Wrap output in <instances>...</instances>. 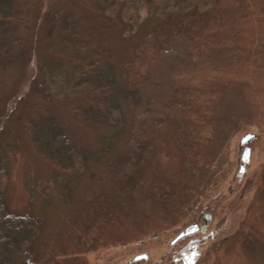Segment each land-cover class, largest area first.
<instances>
[{
    "label": "trees",
    "instance_id": "1",
    "mask_svg": "<svg viewBox=\"0 0 264 264\" xmlns=\"http://www.w3.org/2000/svg\"><path fill=\"white\" fill-rule=\"evenodd\" d=\"M129 1L77 0L78 9L64 10L51 7L52 0H0V74L35 62L36 47L44 58L39 72L48 78L30 96L25 127L49 169L50 182L41 195L47 202L64 199L69 235L83 251L102 246L107 226L143 230L153 223L161 227L151 237L154 241L172 240L235 195V143L250 132L255 110L240 84H223L202 146L200 129L189 122L193 103L183 81L203 68L241 64L264 77V41L251 50L238 43L242 23L258 14L264 24V4L255 13L251 0H232L233 6L220 12L228 24L214 32L216 41L208 42L207 36L196 43L202 38L187 36L185 17L179 13H154L147 19L152 26L145 21L128 25L120 16ZM118 23V33L132 51L129 58L121 59L113 48ZM59 66L73 73L64 100L50 91L55 78L62 77ZM16 98L6 101L0 90L2 117ZM57 102L93 126L96 147L59 113ZM169 121L175 126L180 160L179 177L173 180L164 175L152 149L159 127ZM1 167L0 175L6 171ZM149 167L153 175L147 185L143 168ZM40 226L34 216L10 212L0 195V264H33L35 259L60 264L37 251ZM147 242L136 245L141 249L137 255ZM116 258L117 251L102 264H118Z\"/></svg>",
    "mask_w": 264,
    "mask_h": 264
},
{
    "label": "rangeland",
    "instance_id": "2",
    "mask_svg": "<svg viewBox=\"0 0 264 264\" xmlns=\"http://www.w3.org/2000/svg\"><path fill=\"white\" fill-rule=\"evenodd\" d=\"M52 1L51 7L64 10L80 7L76 3L77 0ZM251 4V9L257 13L263 6L264 0H251ZM232 6V0H130L120 18L134 28L136 22L142 21H145L144 25L152 26L153 23L147 19H150L154 13L156 15L179 13L185 17L186 34L189 38L195 39L196 35H200L202 39L196 38L197 43L207 40L209 36L210 39L207 41L213 43L216 38L211 37L214 36L217 28L221 25L225 28L228 24L220 15L221 10ZM121 25L117 24L113 48L121 59H125L131 56L132 51L131 48L127 49L126 42L118 33V27ZM238 30V43L246 50H251L264 41V24L258 14L242 23ZM39 49L36 47L35 62H29L27 65L0 74V90L5 100L18 97L7 117L1 116L2 108H0V158L4 156L3 162L0 163L1 168L6 170L0 175V195L10 212L31 215L41 222L40 234L36 242V249L41 255L53 256L60 264H102L115 251H117L118 264H154V262L156 264H264V131H261L264 129V77L257 78L256 70L241 64L228 68H203L183 81L187 97L193 103L189 122L200 129L202 146L210 134L207 121L211 116L212 107L219 99V91L223 84L227 82L240 84L255 110L250 133L258 137L250 142L249 163L242 178L238 179L239 183L233 185L234 193L237 195L230 196L226 202L219 203L218 206L212 204L214 210L211 207L206 211L210 215L207 227L205 219H202L199 222L201 231L196 233V237L182 244L180 241L170 246L171 239L154 241L151 238L161 231V227L153 223L143 230L126 225L107 226L101 234L102 246L83 251L76 248L69 235L64 199L47 202L42 196L44 184L50 182L49 169L39 156L25 127L30 109V96L32 98L36 95L39 91V83L48 78L45 71H43L45 77L39 72V66L44 60ZM138 63L140 66L143 64L140 60ZM59 68L62 69V77L55 78L56 85L52 86L50 91L59 97L58 100H64L69 92L68 86L73 83V73L67 66H59ZM36 76L37 81L34 80ZM55 108L60 114L66 115L80 136L86 137L89 146L96 147L97 133L93 126L89 127L82 120L72 116L62 103L57 102ZM241 137L242 135L235 143V174L239 167ZM174 142V123L164 122L153 137L152 149L156 162L169 180L178 179L180 173L179 154ZM143 175L148 185L153 175L150 167L145 168V171L143 168ZM224 193H228L227 190ZM144 240L148 242L139 255L145 253L148 259L132 263L131 258L141 250L137 249L136 245ZM127 244L132 245L129 248L131 251H123V247ZM33 264H38L37 259Z\"/></svg>",
    "mask_w": 264,
    "mask_h": 264
},
{
    "label": "water",
    "instance_id": "3",
    "mask_svg": "<svg viewBox=\"0 0 264 264\" xmlns=\"http://www.w3.org/2000/svg\"><path fill=\"white\" fill-rule=\"evenodd\" d=\"M256 138V135L254 133L247 132L245 133L240 141H239V155H238V160H239V167L237 170L236 177L238 179H241L246 168V164L249 163L250 160V153H251V148L249 146V143ZM207 218V219H206ZM206 219V224L209 223V215H205ZM200 231V228L198 225L194 224L191 226L186 227L183 231H181L171 242L170 246H174L177 244L179 241L183 240L184 238L191 236L193 234H196ZM148 256L146 254L138 255L135 256L131 259L132 262H137L140 260H146Z\"/></svg>",
    "mask_w": 264,
    "mask_h": 264
},
{
    "label": "flooded vegetation",
    "instance_id": "4",
    "mask_svg": "<svg viewBox=\"0 0 264 264\" xmlns=\"http://www.w3.org/2000/svg\"><path fill=\"white\" fill-rule=\"evenodd\" d=\"M205 214H207L206 212L204 213V215L202 216V219L204 220L205 219ZM202 219H201V221H202ZM207 219V218H206ZM210 219V218H209ZM200 221V222H201Z\"/></svg>",
    "mask_w": 264,
    "mask_h": 264
}]
</instances>
